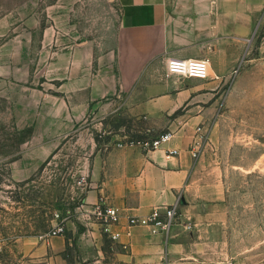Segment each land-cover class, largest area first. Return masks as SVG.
Wrapping results in <instances>:
<instances>
[{
  "label": "crops",
  "instance_id": "0c3cea01",
  "mask_svg": "<svg viewBox=\"0 0 264 264\" xmlns=\"http://www.w3.org/2000/svg\"><path fill=\"white\" fill-rule=\"evenodd\" d=\"M115 1L118 23L103 38L81 40L53 24L40 39L32 29L27 41L17 36L1 42L0 93L13 101L17 116L26 117L17 130L27 125L42 134L44 142L38 147L43 155L50 157L73 139L86 142L81 164L88 177L79 187L82 201L105 200L125 217L177 204L179 222L165 234L135 227L131 236L124 234L117 241L96 225L69 222L64 235L17 238L16 260L233 264L219 235L225 221L222 168L210 150L220 130L219 117L229 110L235 70L264 66V0ZM3 54H8L6 60ZM171 57L208 59L209 77L169 74ZM199 127L206 139L194 157ZM135 130L172 131L174 137L151 151L117 146L123 132ZM172 147L180 154L167 157ZM75 244L76 263L67 253Z\"/></svg>",
  "mask_w": 264,
  "mask_h": 264
},
{
  "label": "rangeland",
  "instance_id": "374dc122",
  "mask_svg": "<svg viewBox=\"0 0 264 264\" xmlns=\"http://www.w3.org/2000/svg\"><path fill=\"white\" fill-rule=\"evenodd\" d=\"M118 19L115 0H0V43L17 36L27 41L32 29L40 39L53 24L81 40L100 39L115 30ZM235 75L226 103L229 110L219 117L220 130L210 150L220 161L225 187V221L219 235L233 264H264V66L257 63ZM12 104L0 93V264H36L23 257L16 260L13 243L23 236L43 235L58 223L82 221L79 181L88 149L86 142L73 139L50 157L43 155L42 134L27 125L17 130L26 117L17 116ZM132 134L144 137L147 132ZM67 253L76 263L78 246Z\"/></svg>",
  "mask_w": 264,
  "mask_h": 264
},
{
  "label": "built area",
  "instance_id": "2783aa9c",
  "mask_svg": "<svg viewBox=\"0 0 264 264\" xmlns=\"http://www.w3.org/2000/svg\"><path fill=\"white\" fill-rule=\"evenodd\" d=\"M209 67V60L206 58L171 57L168 59L167 64L169 74L177 73L202 79L209 77ZM237 71L238 69L235 70V72ZM197 130L198 132L192 145L194 157L200 155L206 139L202 128L199 127ZM173 137L174 133L172 131L161 132L157 135H150L147 132L144 137H136L132 132H123L116 144L119 147L135 146L151 151L167 145L172 141ZM179 154L180 150L178 148L167 149V157ZM87 177L88 175L84 173L79 183L82 185L87 184ZM78 209L84 223L88 226H98L105 235L115 241L120 240L124 234L131 236L135 227H146L153 234L168 233L180 219V211L177 204L158 205L148 215H129L127 217L121 213L118 207L106 203L105 200L95 204H89L81 200ZM124 218H126V222H124ZM120 227L124 228V230ZM66 231V225L58 223L42 236L51 238L56 235H64Z\"/></svg>",
  "mask_w": 264,
  "mask_h": 264
}]
</instances>
